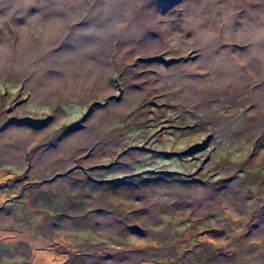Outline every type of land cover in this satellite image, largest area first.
I'll return each instance as SVG.
<instances>
[{"label":"rangeland","instance_id":"rangeland-1","mask_svg":"<svg viewBox=\"0 0 264 264\" xmlns=\"http://www.w3.org/2000/svg\"><path fill=\"white\" fill-rule=\"evenodd\" d=\"M0 1L18 16L4 51L17 22L49 18ZM56 6L78 18L82 1ZM158 6L156 41L100 40L110 19L87 12L0 65V264H264V59L235 31L245 71L217 78L194 41L212 15L259 20L264 0Z\"/></svg>","mask_w":264,"mask_h":264},{"label":"bare ground","instance_id":"bare-ground-1","mask_svg":"<svg viewBox=\"0 0 264 264\" xmlns=\"http://www.w3.org/2000/svg\"><path fill=\"white\" fill-rule=\"evenodd\" d=\"M21 1L31 2L35 3L36 6L43 5L38 11L44 13V16L49 17L47 20L45 18L33 21H25L20 20L18 25V28L15 31L14 39L19 41V46L16 44L9 46L5 48L0 46V65L4 64L9 60L10 55H14V57L9 61H17V62H28L31 63L33 60L32 55L35 49H37V46H43L42 38L48 37V35L53 34V30L63 29L64 27L67 28L69 26V22L74 19V21L79 19L82 20L84 17V13H91L89 14V17H92V14H95L100 18L103 17H109L110 21L106 25H111L110 28H114L112 32L101 30V38L100 40H104L105 37H108L109 35L113 37H119L120 40H123L125 43L129 44L130 47H133L131 45L139 46V44L143 43L146 40L150 41H156L153 40V38H156L162 34L165 29L163 28V32H160V29L158 31H154L157 35L156 36H149L148 32L151 29H155L157 25V19L159 16V12L155 15L154 13H149L148 9L151 7L153 11L156 10V12L159 10V5H164L170 2V0L163 1L165 3H158V0H154L156 3L150 4V0H116V4L113 5V0H110L107 5L103 6L99 3L98 0H81L82 1V8H81V14L76 17V15L72 16L69 13L65 11V9H58L56 5H61L64 8L69 7L70 5L73 7L74 4L79 2L80 0H61V3H58V0H18L19 4ZM1 2V1H0ZM8 2L12 4H15L17 1L15 0H7L5 2V6H9ZM160 2V1H159ZM23 6V5H22ZM27 8V6H24ZM23 7V8H24ZM33 7V8H34ZM250 10V7H247ZM57 9L61 12L58 13ZM151 9V10H152ZM27 11V9H26ZM25 11V12H26ZM160 11V10H159ZM259 20H255L252 18V15H248L244 18H240L238 13L231 12L228 15H222L220 17L212 15L211 18L216 19V25L215 30L211 34V32L205 36L201 35L199 33V30L196 28V31L194 32V35L197 36V38L194 40L198 46H201L202 53L205 52V61L208 64V67L212 70L214 74H216L217 78H220L221 76L225 75H231L238 78V76L241 78L243 74H241L242 71H245L246 68V62L243 63L239 60V55H234L232 51H234L233 45L230 43L231 40L234 38H231L233 33L235 31L236 35L235 37L239 36H247V39L254 41L253 44H251V53H261V58L264 59V19H261V16L264 14V6L261 7L259 10ZM136 12H138V17L136 18ZM253 12V11H252ZM142 13H145L143 16H141ZM21 14V13H20ZM50 14V15H48ZM54 14H59L62 16L61 19L55 18ZM127 16L129 22H124V17ZM17 12L15 10H6L5 14L2 16L0 15V25L6 26L13 25L17 21ZM56 19V21H55ZM51 20V25L48 27H44L45 25L42 23H47ZM6 22V23H5ZM162 25V24H161ZM116 26V27H115ZM54 27V28H53ZM161 27V26H160ZM53 28V29H52ZM107 28L102 25V29ZM157 28V27H156ZM52 29V30H51ZM156 30V29H155ZM186 31V29H185ZM153 32V33H154ZM204 33V32H203ZM12 34V35H13ZM164 34H162L163 36ZM162 36L160 37L159 41L165 42V39L167 37V34L165 35L164 40H162ZM29 40H38V43L41 45H35V42L30 45ZM99 40V41H100ZM225 47H222L221 44ZM161 44V43H160ZM195 44V45H196ZM8 44H6L7 46ZM23 45V48H20V46ZM5 46V47H6ZM32 46V47H31ZM159 46V45H158ZM157 47V46H156ZM21 49V50H20ZM18 50L20 52H18ZM104 49L100 50V52H103ZM247 51V50H246ZM249 51V50H248ZM61 52V51H60ZM123 50L119 49V54H121ZM239 53V52H238ZM250 54V53H249ZM248 55L247 61L252 60V56ZM254 56V54H253ZM70 59H74L71 54L67 55ZM255 57V56H254ZM257 57V55H256ZM260 57V55H259ZM257 57V58H259ZM257 60V59H256ZM262 60V59H261ZM58 63V62H57ZM257 63L259 61L257 60ZM264 64V63H263ZM47 65L50 66L49 61L46 59H43L40 62L39 66V74L43 77V79L47 78L49 75V71L45 67ZM104 62H95L94 68L92 71L96 69V72H94L93 75H99L101 72L100 69H103ZM262 65V64H261ZM99 66V68H98ZM178 72L177 74H182L183 71L181 68H177ZM88 73V72H87ZM89 75V74H88ZM215 76V78H216ZM214 77V76H213ZM41 79L42 81H44Z\"/></svg>","mask_w":264,"mask_h":264}]
</instances>
